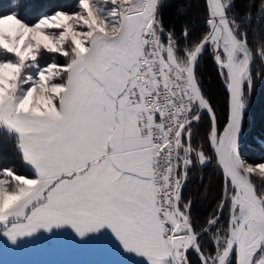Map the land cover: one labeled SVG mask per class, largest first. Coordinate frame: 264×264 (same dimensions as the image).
<instances>
[{"label": "snow or ice", "instance_id": "obj_1", "mask_svg": "<svg viewBox=\"0 0 264 264\" xmlns=\"http://www.w3.org/2000/svg\"><path fill=\"white\" fill-rule=\"evenodd\" d=\"M163 7L77 0L35 22L0 13V132L29 170L0 167V237L18 246L70 230L141 264H191L190 250L200 264H264V162L239 147L248 97L264 80V27H250L234 0H205L200 31L178 36ZM205 53L228 93L222 130L196 77ZM202 110L211 119L196 144ZM213 161L222 196L197 228L183 185Z\"/></svg>", "mask_w": 264, "mask_h": 264}, {"label": "trees", "instance_id": "obj_2", "mask_svg": "<svg viewBox=\"0 0 264 264\" xmlns=\"http://www.w3.org/2000/svg\"><path fill=\"white\" fill-rule=\"evenodd\" d=\"M234 12L244 14L251 12L250 27H264V18L258 16L260 0H234ZM77 0H0V13L15 11L29 21L35 22L42 14L50 13L53 6H59L71 11ZM163 22L166 29H175L179 36L185 26L200 31L205 12V0H163ZM255 5V7H251ZM251 35V33H250ZM196 77L199 86L214 109L218 124L222 130L226 123L228 93L221 80L213 57L203 54L196 67ZM209 118L201 114V118L193 126V139L196 144H202L209 128ZM243 139L240 145L242 156L249 163L264 162V80L257 79L251 92L249 111L245 113L242 126ZM15 166L21 174L29 170L22 167L16 153L13 141L0 132V167ZM222 175L215 162L203 167L192 169L183 186L185 202L191 201V213L199 228L216 209L222 196ZM227 219V210L222 223ZM210 247L205 243V248ZM191 264H200L194 252H189Z\"/></svg>", "mask_w": 264, "mask_h": 264}, {"label": "rangeland", "instance_id": "obj_3", "mask_svg": "<svg viewBox=\"0 0 264 264\" xmlns=\"http://www.w3.org/2000/svg\"><path fill=\"white\" fill-rule=\"evenodd\" d=\"M221 80L223 81L222 77ZM250 102L251 94L248 97V106ZM139 259L133 254H108L102 248L101 242L81 241L70 230H60L55 235L42 233L38 238L18 246L0 237V264H100L103 261L141 264Z\"/></svg>", "mask_w": 264, "mask_h": 264}, {"label": "water", "instance_id": "obj_4", "mask_svg": "<svg viewBox=\"0 0 264 264\" xmlns=\"http://www.w3.org/2000/svg\"><path fill=\"white\" fill-rule=\"evenodd\" d=\"M216 66H217V65H216ZM217 69L219 70L218 66H217ZM248 108H249V106L247 105V107H246V109H245V112L248 111ZM201 114H206V115L208 116V118H209V121H210L211 117H210V114L207 113V110H202V111H201ZM243 120H244V118L242 119V124H241V132H240V136H239V147H240L241 142H242V139H243V135H242Z\"/></svg>", "mask_w": 264, "mask_h": 264}, {"label": "crops", "instance_id": "obj_5", "mask_svg": "<svg viewBox=\"0 0 264 264\" xmlns=\"http://www.w3.org/2000/svg\"><path fill=\"white\" fill-rule=\"evenodd\" d=\"M113 246H115V245H113ZM102 248H104L103 245H102ZM110 262H111V261H103V262L100 263V264H110Z\"/></svg>", "mask_w": 264, "mask_h": 264}, {"label": "bare ground", "instance_id": "obj_6", "mask_svg": "<svg viewBox=\"0 0 264 264\" xmlns=\"http://www.w3.org/2000/svg\"><path fill=\"white\" fill-rule=\"evenodd\" d=\"M246 113V112H245ZM245 113H244V115H245ZM243 118H244V116H243Z\"/></svg>", "mask_w": 264, "mask_h": 264}]
</instances>
